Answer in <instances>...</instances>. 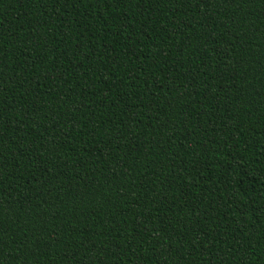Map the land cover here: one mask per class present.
Instances as JSON below:
<instances>
[{
	"label": "trees",
	"instance_id": "obj_1",
	"mask_svg": "<svg viewBox=\"0 0 264 264\" xmlns=\"http://www.w3.org/2000/svg\"><path fill=\"white\" fill-rule=\"evenodd\" d=\"M0 264H264V0H0Z\"/></svg>",
	"mask_w": 264,
	"mask_h": 264
}]
</instances>
